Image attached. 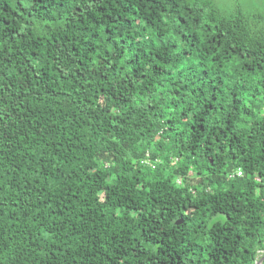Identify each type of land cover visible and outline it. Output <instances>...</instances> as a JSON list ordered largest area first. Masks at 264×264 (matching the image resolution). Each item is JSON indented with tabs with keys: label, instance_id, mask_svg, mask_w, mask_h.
I'll return each instance as SVG.
<instances>
[{
	"label": "trees",
	"instance_id": "16d2710c",
	"mask_svg": "<svg viewBox=\"0 0 264 264\" xmlns=\"http://www.w3.org/2000/svg\"><path fill=\"white\" fill-rule=\"evenodd\" d=\"M263 255L264 8L0 0V264Z\"/></svg>",
	"mask_w": 264,
	"mask_h": 264
},
{
	"label": "rangeland",
	"instance_id": "374dc122",
	"mask_svg": "<svg viewBox=\"0 0 264 264\" xmlns=\"http://www.w3.org/2000/svg\"><path fill=\"white\" fill-rule=\"evenodd\" d=\"M221 9L233 11L237 7L244 11H253L254 7L258 9L264 8V0H213Z\"/></svg>",
	"mask_w": 264,
	"mask_h": 264
},
{
	"label": "built area",
	"instance_id": "2783aa9c",
	"mask_svg": "<svg viewBox=\"0 0 264 264\" xmlns=\"http://www.w3.org/2000/svg\"><path fill=\"white\" fill-rule=\"evenodd\" d=\"M147 162V161H146ZM240 175L241 174V171L238 169V170H236L235 172H231V173H229L228 174V178H231V177H233L234 175Z\"/></svg>",
	"mask_w": 264,
	"mask_h": 264
},
{
	"label": "water",
	"instance_id": "95a60500",
	"mask_svg": "<svg viewBox=\"0 0 264 264\" xmlns=\"http://www.w3.org/2000/svg\"><path fill=\"white\" fill-rule=\"evenodd\" d=\"M176 223L178 224L179 221H177ZM263 260H264V255L261 256V257L255 262V264H261Z\"/></svg>",
	"mask_w": 264,
	"mask_h": 264
}]
</instances>
